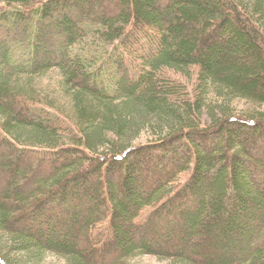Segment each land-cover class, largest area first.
I'll return each mask as SVG.
<instances>
[{
    "label": "trees",
    "instance_id": "obj_1",
    "mask_svg": "<svg viewBox=\"0 0 264 264\" xmlns=\"http://www.w3.org/2000/svg\"><path fill=\"white\" fill-rule=\"evenodd\" d=\"M55 71L72 112L34 87ZM16 254L264 264V0H0V264Z\"/></svg>",
    "mask_w": 264,
    "mask_h": 264
},
{
    "label": "rangeland",
    "instance_id": "obj_2",
    "mask_svg": "<svg viewBox=\"0 0 264 264\" xmlns=\"http://www.w3.org/2000/svg\"><path fill=\"white\" fill-rule=\"evenodd\" d=\"M195 77L189 79L182 74H179L175 71H170L169 75L175 79L191 84L190 86L194 87V84L199 80V71L198 69L193 70ZM64 77L60 71H55L44 78L37 79L34 82L35 89L39 94L44 95L45 97L54 101L59 108L65 109L69 112H72V102L70 97L67 95L66 90L64 89ZM234 109L238 114L250 113L256 109V106L252 105L248 101H237L234 105ZM155 136L151 134H146L140 144L149 143L151 140H154ZM189 179V175H186L183 179L185 183ZM153 210H148L144 214L142 222H145L148 217L151 215ZM101 232L105 233L106 228L100 229ZM15 257L23 261V264H69V261L58 255L50 254L42 261H32L33 259L27 255L16 254ZM130 264H174L172 261L162 260L161 258L155 256H143L138 259L132 260Z\"/></svg>",
    "mask_w": 264,
    "mask_h": 264
}]
</instances>
